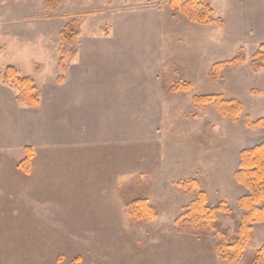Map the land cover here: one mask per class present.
Wrapping results in <instances>:
<instances>
[{"label": "rangeland", "instance_id": "rangeland-1", "mask_svg": "<svg viewBox=\"0 0 264 264\" xmlns=\"http://www.w3.org/2000/svg\"><path fill=\"white\" fill-rule=\"evenodd\" d=\"M166 1L0 0V73L6 66L27 68L22 64L27 58L37 62V71L51 60L60 71L61 51L67 56L71 50L61 32L72 21L75 46L81 33L107 34L112 13L150 9L167 22L162 23L166 65L151 90L150 106L144 102L150 121L143 140L111 150L64 149L55 137L57 145L46 147L49 136L39 133L28 176L15 171L16 155L0 153V264H72L77 257L80 264H252L264 247V225L253 224L240 258L226 261L215 250L218 236L199 229L187 215L204 193L208 206L221 204L227 211L219 213L217 230L230 242L236 237L242 215L238 201L248 195L234 180L239 155L264 139V128L246 123L264 118V67H251L264 36L238 29L232 10L239 0H206L221 25L194 24L201 28H194L190 60L188 39L175 48L173 42L186 20L171 16ZM185 55L187 66L181 67ZM235 58L243 61L234 69L219 68L214 81L212 66ZM180 82L190 83V89L168 91ZM195 96L209 99L196 104ZM226 101L239 104L240 113L226 114ZM139 199L156 218H128L125 205Z\"/></svg>", "mask_w": 264, "mask_h": 264}, {"label": "crops", "instance_id": "crops-1", "mask_svg": "<svg viewBox=\"0 0 264 264\" xmlns=\"http://www.w3.org/2000/svg\"><path fill=\"white\" fill-rule=\"evenodd\" d=\"M218 7L224 13L223 4ZM232 11L237 12L232 19H236L242 34L253 31L254 35L264 36V0H239ZM160 14L150 9L112 13L107 34L79 35L75 53L67 55L63 70L59 71L52 60L38 71L37 62L29 58L22 63L28 64L27 68L16 65L23 75L38 79L40 84L34 82L41 98L37 108L23 107L16 103L13 90L0 84V153L16 155L15 171L19 172L16 165L28 147L34 153L32 174L39 133L43 132L51 142L45 146L51 148L57 145H53L54 137L61 140L58 145L64 149L111 150L135 139L143 140L150 121L149 107L144 102L150 101L151 90L157 89L158 77L166 65L162 23L167 26V22ZM194 28L201 27L185 21L173 38L174 48L177 41L188 39L190 47L185 42L181 49H190V60L195 56L191 55V37L198 31ZM183 59L181 67L185 66L186 55ZM57 72L60 83L55 82Z\"/></svg>", "mask_w": 264, "mask_h": 264}, {"label": "trees", "instance_id": "trees-1", "mask_svg": "<svg viewBox=\"0 0 264 264\" xmlns=\"http://www.w3.org/2000/svg\"><path fill=\"white\" fill-rule=\"evenodd\" d=\"M167 8L171 16L181 14L184 19L191 24L221 25L219 19L213 18V10L206 0H167ZM69 32V33H68ZM76 22L72 21L67 24L61 32L63 45L70 47V54L75 53L74 41L77 38ZM64 50L61 51V57L58 66L61 70L64 69V62L67 59ZM243 61L242 58H235L229 61L216 63L212 66V79L215 81L218 78L217 71L219 68L234 69L236 65ZM251 67L255 70H260L264 67V45H260L251 59ZM61 81V77H59ZM0 83L9 87L15 93V101L17 104L26 108H37L40 103V91L35 82L23 76L18 69L13 66H6L0 73ZM182 85L171 86L168 91L174 94L186 92L190 89V83L180 82ZM167 90V86L165 85ZM207 97L195 96L193 103L205 104L208 102ZM221 103H217V107ZM219 109V108H218ZM230 117L240 113V105L236 102L226 101L222 108ZM250 128H264V118L253 123L246 120ZM34 153L31 148H24V158L17 163V170L25 176L31 173V162ZM234 180L238 185H241L247 190L248 195L242 197L238 201L239 209L242 211L239 226L236 232V237L233 241H228L225 234L219 232L216 228L217 217L219 213H227L224 206L219 204L216 207H210L207 204L204 193H199L196 200L189 206L187 215L191 216L192 221L199 229L207 227L211 232L218 236V241L215 245L216 253L226 261H233L240 258L243 249L250 237L253 224L264 225V139L257 146L243 150L239 155L237 171L234 174ZM193 184L197 186L194 180ZM125 211L128 218L135 221H148L156 218L155 211L147 205L146 200L139 199L125 205ZM196 228V229H198ZM72 264H80V259L77 257L72 260ZM252 264H264V247L257 251Z\"/></svg>", "mask_w": 264, "mask_h": 264}]
</instances>
